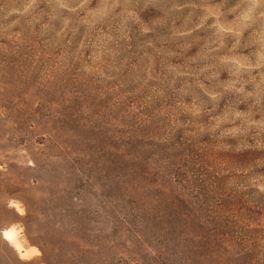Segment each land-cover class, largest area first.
I'll use <instances>...</instances> for the list:
<instances>
[{"label": "rangeland", "instance_id": "1", "mask_svg": "<svg viewBox=\"0 0 264 264\" xmlns=\"http://www.w3.org/2000/svg\"><path fill=\"white\" fill-rule=\"evenodd\" d=\"M0 264H264V0H0Z\"/></svg>", "mask_w": 264, "mask_h": 264}, {"label": "bare ground", "instance_id": "2", "mask_svg": "<svg viewBox=\"0 0 264 264\" xmlns=\"http://www.w3.org/2000/svg\"><path fill=\"white\" fill-rule=\"evenodd\" d=\"M12 208L16 209L20 214L23 213V210L18 204H13ZM3 238L19 253L23 260H28L30 256L38 254V251L35 248H31L30 250L25 248L18 239L17 232L14 228L6 229L3 233Z\"/></svg>", "mask_w": 264, "mask_h": 264}]
</instances>
